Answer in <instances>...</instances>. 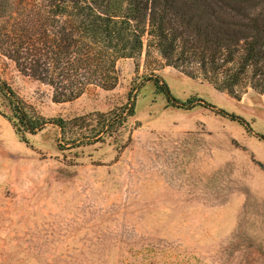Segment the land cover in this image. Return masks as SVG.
<instances>
[{
  "label": "rangeland",
  "instance_id": "374dc122",
  "mask_svg": "<svg viewBox=\"0 0 264 264\" xmlns=\"http://www.w3.org/2000/svg\"><path fill=\"white\" fill-rule=\"evenodd\" d=\"M117 73L112 89L58 102L0 51V80L68 121L23 141L0 93V264H264V94L221 88L146 44ZM153 77L202 101H169ZM131 91L136 114L92 138L98 113Z\"/></svg>",
  "mask_w": 264,
  "mask_h": 264
},
{
  "label": "trees",
  "instance_id": "16d2710c",
  "mask_svg": "<svg viewBox=\"0 0 264 264\" xmlns=\"http://www.w3.org/2000/svg\"><path fill=\"white\" fill-rule=\"evenodd\" d=\"M145 44L170 65H194L221 88L248 81L264 94V0H0V51L50 85L58 102L89 84L114 88L118 61L137 57ZM152 80L169 101L187 108L202 101L182 102L161 78ZM0 93L21 140L48 123L66 130V119L36 114L6 81ZM135 98L131 91L125 105L98 113L91 137L122 127L136 114Z\"/></svg>",
  "mask_w": 264,
  "mask_h": 264
}]
</instances>
